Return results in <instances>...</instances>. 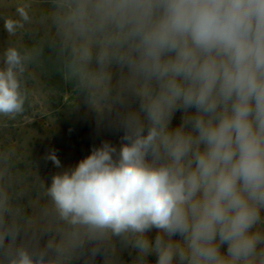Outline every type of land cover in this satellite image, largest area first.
<instances>
[{
	"label": "clouds",
	"instance_id": "1",
	"mask_svg": "<svg viewBox=\"0 0 264 264\" xmlns=\"http://www.w3.org/2000/svg\"><path fill=\"white\" fill-rule=\"evenodd\" d=\"M0 20V264H264V0H18ZM37 72L123 132L47 186L11 135Z\"/></svg>",
	"mask_w": 264,
	"mask_h": 264
},
{
	"label": "rangeland",
	"instance_id": "2",
	"mask_svg": "<svg viewBox=\"0 0 264 264\" xmlns=\"http://www.w3.org/2000/svg\"><path fill=\"white\" fill-rule=\"evenodd\" d=\"M17 2L18 0H0V16L13 15ZM7 39L3 21L0 20V50ZM56 79L58 78H48L37 72L33 85L36 90L34 108L11 130L16 146L22 153L28 151L27 159L46 186L50 185L54 174L74 167L91 153L92 147H99L103 141L119 148L120 137L123 135L122 131L110 126L107 119L100 121L95 111L89 109L83 101L79 102V107H71L73 100L68 93L70 89L58 92ZM182 116V111L175 113L173 127L180 124ZM53 149L63 168H57L45 159ZM155 235V230L150 233L153 239ZM119 255L124 264H131L136 253L125 249ZM148 259L154 264L156 257L152 255ZM73 264H85V261L83 258L75 259ZM94 264H103V256H97Z\"/></svg>",
	"mask_w": 264,
	"mask_h": 264
}]
</instances>
